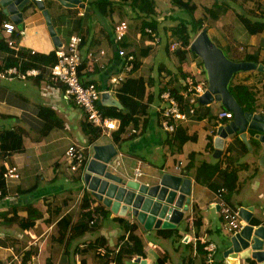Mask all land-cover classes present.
<instances>
[{
  "label": "crops",
  "instance_id": "1",
  "mask_svg": "<svg viewBox=\"0 0 264 264\" xmlns=\"http://www.w3.org/2000/svg\"><path fill=\"white\" fill-rule=\"evenodd\" d=\"M82 2L83 6H66L60 0H44L60 46L51 34L44 10L36 2L28 4L22 10L23 21L20 24L14 22L1 3L0 11L9 15L10 20L7 22H14L17 25L16 32L20 34L17 46L20 48L49 54L57 52L60 47H66L73 36H79L82 39L80 44L83 57L82 77L86 81L95 82L102 90L100 98L102 106L120 107L117 90L128 77H142L149 81L145 98L147 95L153 96L150 97L152 101L149 102L147 123L143 126L141 122L136 128H130L129 133L122 135V141L114 140L115 129L101 131L100 137L94 143H89L88 135L83 129V124L87 121L86 114L77 103L65 98L62 86L50 81L51 65L37 67L40 73L36 76L0 77V132L16 128L25 132L24 147L21 150L3 156L0 146V169L7 170L14 166L19 174L18 177L6 178L7 192L0 193V264H11L14 254H19L33 264H48V260L50 264H81L84 257L87 264H102L101 261H97L94 253L86 255L72 253L77 246H83L86 242H93L100 237L106 238L109 247H118L120 237L126 233L123 226L126 221L137 226L136 233L145 244V255L139 257L146 259L147 264H158V258L166 255L169 256L166 264H209L207 252L203 250L197 252L194 242L193 253L189 250L191 241L197 237L200 242L211 241L218 244L215 261L212 264H248L243 254L227 257L232 245L230 242L232 234L225 230L222 215L224 206L240 210L242 207H252L254 222L264 223L262 143L256 140L251 132L248 133L247 142L239 132H234L226 137L222 148L216 147L218 128L227 125L232 119L220 117V112L228 110L220 101L203 104L198 98V102L190 105L194 106V112L190 111L185 120H172L174 124L183 126L189 137L179 147L175 133L165 130L160 124L164 118V113L161 112L167 106L162 95L169 92L165 90L161 94L160 90L165 85L170 86L173 74L178 80L185 81L180 70L189 73L186 78L191 76L196 83L207 81L205 70L199 60L196 59L192 64L188 63V60L180 63L172 52L173 41L167 35L164 49L158 48L163 40L161 34L142 33L143 19L133 17L129 6L119 3L118 0ZM123 19L129 22V28L125 38L118 40L115 26ZM247 46L251 49L250 53H257L263 57L264 32L251 35ZM122 48L128 54L134 55L133 64L134 61H139L137 68L130 70L126 68L127 56L119 54ZM7 56L6 52L0 51V62ZM241 73H238L239 76L235 74L233 80L254 84L257 77L254 73H258V70ZM116 77H121L122 80L114 83L112 80ZM257 89L258 108L254 112L264 113V97L260 100L262 89L260 86ZM133 134L135 135L132 136ZM72 144L84 147L88 159L94 154L95 145H115L120 154L115 156V166L111 169L125 179H136L152 185L164 173L189 178L190 208L174 229L178 230L180 238L184 237L185 243H190L184 244L180 241L172 243L171 239L161 236L159 229L142 230L136 218L130 213L124 217V223H121L120 217L87 189L84 168L76 173L70 169L65 153ZM205 162L221 163L220 169L211 177V184L206 183L204 178L200 180L197 177V168ZM138 165L142 174L136 177L135 170ZM235 168L238 177L236 192L228 203L222 201L223 195L220 197L216 186L226 185L229 172ZM27 189L32 191L23 192ZM86 191L93 199V208L103 206L100 212L103 214L92 232H87L72 241L68 255L58 222L66 214L73 220L79 217L80 204ZM252 198L256 200L253 201ZM248 200L251 202L246 205L245 202ZM34 210L39 214L35 225L23 228L20 223L22 220L33 219L37 214ZM262 211L263 217L258 215ZM195 216L202 219L199 230L194 224ZM108 217L113 221L109 222ZM241 219L245 225V218L241 216ZM220 235H227L228 241L220 240ZM171 249L175 251L173 257L170 255ZM70 253L73 256H70ZM136 258L129 260L127 264H140Z\"/></svg>",
  "mask_w": 264,
  "mask_h": 264
},
{
  "label": "trees",
  "instance_id": "2",
  "mask_svg": "<svg viewBox=\"0 0 264 264\" xmlns=\"http://www.w3.org/2000/svg\"><path fill=\"white\" fill-rule=\"evenodd\" d=\"M172 5L179 9V13L172 14L169 16L172 20L170 24L167 26L163 21V33L166 36H169L173 41L179 43V46L173 49V54L176 55L180 61V63L185 62L190 55L193 57H198L190 48V44L194 38L202 29L206 27V20H210V22H217L219 19L225 18V13L234 7L229 3V0L223 1H215L211 6H203L204 15L200 18H197L195 13L198 10V3L195 0H169ZM119 3L123 5H128L133 17H139L143 19L142 23V33H147L149 35H158L160 33V21L156 19L158 15V7L156 0H118ZM96 7V5H95ZM9 15H6L3 11H0V51L6 52L8 56L5 58L3 62H0V73L9 69L10 67H18L21 71H26L32 67L42 68L43 65H52L57 61L56 52H52L49 54H42L34 52L31 50H27L21 48L20 50H16L15 47L9 45V39H15L16 42L20 39L19 32H14L10 37H8L3 31V24L9 21ZM167 17H164L166 19ZM236 18H238L248 35H254L257 33L264 32V17L251 19L247 15L236 12ZM168 19V18H167ZM166 19V20H167ZM172 21H174L172 23ZM213 23V22H212ZM161 26V27H162ZM209 26L210 23H209ZM147 28H151V32H147ZM247 44H246V46ZM242 60L252 61V62H262L264 63V56L261 57L260 54L250 53L248 52ZM200 65L203 67V61L199 60ZM139 66V61H134V68ZM82 68V67H81ZM181 71V75L184 80H186V75L184 71ZM262 74V78L260 75H257L254 84H248L245 81H232L230 83V90L237 101L244 107L246 111H255L258 108V100H259V89H257V83L263 82V90H264V72H258V74ZM82 75V74H81ZM149 81H145L142 77L133 78L128 77L117 90V97L120 102V107L111 106L105 107L100 104V109L105 116L112 117L118 119L120 121L119 127L113 132V138L116 142L122 141V135L124 133H129L130 128H136L141 122L142 125L145 126L147 123V116L149 115V102L152 101L150 98L152 95H147L145 98L147 86L149 85ZM196 83V82H195ZM208 83V82H207ZM197 84V83H196ZM165 85L162 88L161 94L163 91L168 90L170 94L177 99L182 109L188 114L190 113V100L183 96L182 91L187 90L188 85H186L185 81L178 80L176 75H171L170 83ZM151 99V100H150ZM198 102V98L197 101ZM195 102V103H196ZM194 105V103H192ZM194 107V106H193ZM264 107V104H263ZM229 111V110H227ZM162 111L161 113H163ZM144 117V118H142ZM178 126V125H177ZM83 129L88 135L89 143H94L101 135V129L95 125H93L88 120L84 122ZM175 140L179 144V147L189 138L186 134V129L179 125L176 127ZM24 130L16 128V129H4L0 132V146H1V154L3 156H8L12 151L21 150L24 147ZM133 134L132 136H134ZM86 155L88 157V153L86 151ZM194 155V154H193ZM192 155V156H193ZM221 163L210 164V163H202L197 168V177L198 179L204 178L205 182L211 184V177L220 169ZM85 167V164L80 166L79 172ZM6 169H0V190L1 194H5L7 192V184L6 178L4 177V173ZM80 178V177H78ZM203 180V179H202ZM237 172L236 168L231 170L228 174V179L226 185L224 186H216V190L223 195V198L226 202H230L232 196L236 192V184H237ZM37 187V186H35ZM33 188V187H32ZM35 188H33L34 190ZM32 190H23V192H28ZM93 199L89 195V192L83 196V199L80 204V214L79 217L75 220L69 214L64 215L58 222L59 232L62 235V239L65 244V248L69 255V248L72 244V241L85 235L87 232H92L95 228L94 225L91 224V221L94 219V213H100L103 209V206L98 205L94 207L93 210L91 208ZM223 200V201H224ZM233 206V205H231ZM35 213L36 210H34ZM103 214V213H102ZM33 219L29 218L28 220H22L20 225L23 228H30L35 225V220L38 218L39 214H35ZM224 214L222 215V217ZM15 219V218H14ZM121 223H124L125 219H119ZM201 218L196 217L194 219V224L197 229L201 225ZM255 220H253L254 222ZM98 222V221H97ZM96 222V223H97ZM124 230L128 231H136L137 226L135 223L125 222ZM162 237L166 239H171L172 243L175 241H180V236L178 234L177 229H159ZM197 232V231H196ZM126 234V233H125ZM197 234V233H196ZM197 236V235H196ZM196 249L197 252L204 250L205 244L211 241H203L200 242V239L197 237ZM120 244L116 248H111L108 246V242L105 237L97 238L95 241L86 242L83 246H77L72 254H91L94 253L97 261H101L102 264H127L129 260H132L134 257L144 256L145 255V244L143 240L136 236V241L134 243L125 240V235L120 237ZM180 243H185V241H180ZM193 241H191L189 245V250L193 253ZM98 248H104V254H98ZM204 248V249H203ZM71 254V253H70ZM70 256H73V255ZM69 256V258H70ZM206 257V254H205ZM192 258V257H191ZM189 258V260H191ZM194 258V257H193ZM169 260V256H163L158 258V264H166ZM71 262V259H70ZM48 264L50 261L48 260ZM81 264H87L86 257L82 258Z\"/></svg>",
  "mask_w": 264,
  "mask_h": 264
},
{
  "label": "water",
  "instance_id": "3",
  "mask_svg": "<svg viewBox=\"0 0 264 264\" xmlns=\"http://www.w3.org/2000/svg\"><path fill=\"white\" fill-rule=\"evenodd\" d=\"M60 1L66 6L84 5L82 0ZM32 2H36L44 10L51 34L60 46L44 0H0L7 9L6 13L12 16L16 24L23 21L22 10ZM190 48L203 61L208 76V87L200 95L199 101L203 104L220 101L225 108L233 112L231 122L218 128L215 146L222 148L226 137L234 132H239L247 142L248 133L251 132V135L262 143L264 156V113L246 111L229 88L235 74L250 70L264 72V63L229 59L210 39L206 28L192 40ZM93 149L94 154L84 167V182L87 189L101 200L104 206L120 218L132 214L148 230L177 227L190 208L189 178L164 173L152 185L136 179H125L111 169L115 166V156L118 154L115 145H95ZM240 215L245 218L246 224L240 232L231 236L229 255L243 254L245 259L253 257L257 264H264V223H251L252 207H242ZM136 261L147 264L146 259L141 257H137Z\"/></svg>",
  "mask_w": 264,
  "mask_h": 264
},
{
  "label": "built area",
  "instance_id": "4",
  "mask_svg": "<svg viewBox=\"0 0 264 264\" xmlns=\"http://www.w3.org/2000/svg\"><path fill=\"white\" fill-rule=\"evenodd\" d=\"M4 33L10 37L14 32L17 31V25L14 22H5L2 26ZM129 22L125 19L120 20L116 26V38L118 40H123L128 32ZM147 32H151V28L146 29ZM82 39L79 36H73L69 41L66 47H60L57 54L56 63L50 66L49 79L54 84L62 86L64 89V96L67 99H71L77 103L85 112L87 120L93 125L99 127L102 132L109 130H115L119 127V120L112 117L105 116L100 109V98L103 94L102 90L97 86L93 81H86L82 77L81 66L83 62V57L81 55L80 44ZM179 43H172V48H176ZM9 45L15 47L18 51L20 46H17L15 39H9ZM35 51H32L34 53ZM120 55L127 56V69L134 68L133 60L134 55L128 54L125 49L119 50ZM40 73V69L37 67H32L26 71H21L18 67H10L4 72L0 73V77H13L17 76L20 78H27L29 76H36ZM122 80L121 77H116L112 81L114 83H119ZM186 85H188L187 90L184 91V97L189 98L190 103H195L197 101V96L205 91L207 88V81H201L195 83L193 77H187L185 80ZM163 98L167 102V106L164 110V118L161 121V126L169 131L174 132L177 125L172 122V120H185L187 118V113L182 109L180 102L175 99L170 92H166L163 95ZM189 111L194 112V107L191 106ZM220 117L233 118L232 111L223 110L220 112ZM118 151V155H119ZM66 158L69 161L70 169L76 173L79 171L80 166L83 164L86 165L88 157L86 155V150L84 147L72 144L66 150ZM179 167V166H178ZM142 174L140 165L137 166L135 170L136 177ZM17 168L12 166L6 170L4 177H18ZM1 193V192H0ZM220 197L222 195L220 194ZM224 199H222L223 201ZM225 205V204H224ZM91 208L94 210L93 206ZM224 213V227L225 230L234 235L241 231L244 227L242 223L240 208L232 209L230 206L223 207ZM102 214L94 213V219L91 221L92 225H96V222L101 217ZM136 236L138 234L136 231H128L125 234V240L134 243L136 241ZM184 237L180 238V241H183ZM196 238L193 239L194 244H197ZM155 247V245H153ZM205 250L207 252V261L209 264H212L215 261L216 252L218 249V244L215 242H207L205 244ZM104 248H98V254H104ZM229 253L227 254V257ZM248 264H257L256 259L253 257H247ZM11 264H33L32 261L24 260L19 254H14L13 262Z\"/></svg>",
  "mask_w": 264,
  "mask_h": 264
},
{
  "label": "rangeland",
  "instance_id": "5",
  "mask_svg": "<svg viewBox=\"0 0 264 264\" xmlns=\"http://www.w3.org/2000/svg\"><path fill=\"white\" fill-rule=\"evenodd\" d=\"M156 1H157V7L159 11L158 15L156 16V19L160 21L161 26L163 25V21H164V24L168 26L172 19L167 15H169L170 13L177 14L179 13V9L174 7L169 0H156ZM195 1L199 4L198 10L195 13V15L197 18H200L204 15L203 6H207V7L211 6L217 0H195ZM219 1H223V0H219ZM229 3L233 5L234 7H231L232 9L228 10L225 13V16H224L225 18H222L221 20L219 19L215 23L214 21H212L213 23L210 22L209 20L210 18H209L208 20H206V27H207L206 29L208 30L210 39L215 43V45L218 48H221L224 54L229 59L236 61L238 59L244 58V56L251 50L250 47L249 48L245 47L250 36L248 35L247 31L242 25V22L238 18H236V12L245 14L251 19L262 18L264 17V0H229ZM164 17H167L168 19L166 18L167 19L166 20L164 19ZM173 22L174 21H172V23ZM209 23L211 26H209ZM161 26H160V30L163 29V26L162 27ZM163 31L164 30L160 31V34L163 38L162 44L159 45L158 47L161 50H163L165 45L167 44V38L164 35ZM196 36H194V38ZM162 57L165 58L164 55H162ZM196 59L201 60L200 57L196 58V57H193V55L188 57L187 60H188V63L192 64L194 63V61L196 62ZM203 68H204V65H203ZM241 72H242L241 74L247 73V71H241ZM254 74L260 75V78H262L261 73L260 74L254 73ZM205 79L208 80L206 71H205ZM258 83L260 84L257 85V88L258 86H260L262 89V91L260 90L261 91L260 100H262L264 97V90L262 88L263 82L261 81ZM251 200L254 201L256 199L252 198ZM249 202L251 201L248 200L245 202V204L247 205ZM258 215L263 217V211L261 213H258ZM107 219L109 220V222L113 221L109 217ZM138 223L143 228L142 230H144L145 226L141 224L139 221ZM117 225H120V223H117ZM228 238L229 237L227 235L219 236L220 240L225 239L228 241ZM155 240L158 241L157 238H155ZM183 241H185V239ZM170 253H171L170 254L171 257L175 255V251L173 249H171Z\"/></svg>",
  "mask_w": 264,
  "mask_h": 264
},
{
  "label": "bare ground",
  "instance_id": "6",
  "mask_svg": "<svg viewBox=\"0 0 264 264\" xmlns=\"http://www.w3.org/2000/svg\"><path fill=\"white\" fill-rule=\"evenodd\" d=\"M206 89H207V88H206ZM206 89H205V90H206ZM197 97L199 98V97H200V95H199V96H197Z\"/></svg>",
  "mask_w": 264,
  "mask_h": 264
},
{
  "label": "clouds",
  "instance_id": "7",
  "mask_svg": "<svg viewBox=\"0 0 264 264\" xmlns=\"http://www.w3.org/2000/svg\"><path fill=\"white\" fill-rule=\"evenodd\" d=\"M208 87V86H207ZM194 242V241H193Z\"/></svg>",
  "mask_w": 264,
  "mask_h": 264
}]
</instances>
